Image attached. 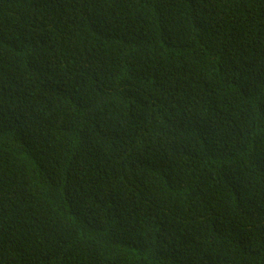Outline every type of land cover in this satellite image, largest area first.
Masks as SVG:
<instances>
[{"label": "trees", "instance_id": "16d2710c", "mask_svg": "<svg viewBox=\"0 0 264 264\" xmlns=\"http://www.w3.org/2000/svg\"><path fill=\"white\" fill-rule=\"evenodd\" d=\"M0 264H264V0H0Z\"/></svg>", "mask_w": 264, "mask_h": 264}]
</instances>
